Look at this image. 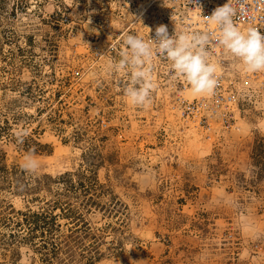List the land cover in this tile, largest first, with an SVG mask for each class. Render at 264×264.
<instances>
[{"label": "rangeland", "instance_id": "374dc122", "mask_svg": "<svg viewBox=\"0 0 264 264\" xmlns=\"http://www.w3.org/2000/svg\"><path fill=\"white\" fill-rule=\"evenodd\" d=\"M167 10L0 0V264H264V95L251 72L225 49L240 96L226 129L210 109L186 112L209 95L178 88L170 61L145 62L150 104L124 94L125 37L143 40Z\"/></svg>", "mask_w": 264, "mask_h": 264}, {"label": "clouds", "instance_id": "9594fccd", "mask_svg": "<svg viewBox=\"0 0 264 264\" xmlns=\"http://www.w3.org/2000/svg\"><path fill=\"white\" fill-rule=\"evenodd\" d=\"M235 14V9L227 2L205 19L218 26L220 36L217 43L237 58L247 71H264V34L257 28H249L246 32L239 30L233 22ZM149 40L157 46L158 55L171 62L172 71L190 85L194 95L214 93L218 81L214 76L215 66L206 61L208 34H181L173 38L166 26L161 25L155 30V38ZM124 43L129 52L119 61V67L130 69L124 94L133 106L142 108L151 103V92L155 87L151 68L145 67V62L152 56V49L134 35H127ZM26 167L35 168L36 165L29 162Z\"/></svg>", "mask_w": 264, "mask_h": 264}, {"label": "built area", "instance_id": "2783aa9c", "mask_svg": "<svg viewBox=\"0 0 264 264\" xmlns=\"http://www.w3.org/2000/svg\"><path fill=\"white\" fill-rule=\"evenodd\" d=\"M163 2L169 8L168 15H165L164 18L155 15L150 30L147 32L146 38L143 39L152 49V56L149 60L155 61L159 66L162 63H168V60L158 55L157 46L149 40L155 38V30L161 25L166 26L169 36H173V38L181 34H208L209 44L207 45L208 55L206 61L213 64L216 69H222L220 72L215 70L214 73L218 81V86L214 93L209 95L206 100L191 102L186 105L185 109L188 114L195 116L199 114L202 116V111L205 112L210 109L209 113L213 112V114L218 116L221 127L225 129L230 128L229 120L232 119L230 107L235 105L236 102H239L240 96L236 90L231 89V81L227 80L225 68L222 66L225 62L223 55L225 54L226 48L217 43L220 30L214 22L205 18L210 17L216 8L228 2L236 11L233 22L239 30L246 32L249 28H257L261 34H264V0H163ZM191 13H193V16L195 15L196 20L191 17ZM166 19L167 21H165ZM168 21L177 24V26L179 25V33H176L174 31L176 29L169 26ZM251 77H253V84L257 88V94L263 96L264 71L251 72ZM175 82L178 88L185 89L188 85L179 76Z\"/></svg>", "mask_w": 264, "mask_h": 264}, {"label": "bare ground", "instance_id": "6f19581e", "mask_svg": "<svg viewBox=\"0 0 264 264\" xmlns=\"http://www.w3.org/2000/svg\"><path fill=\"white\" fill-rule=\"evenodd\" d=\"M154 1H155V0H154ZM159 1H161V0H159ZM162 1H163V0H162ZM154 4H155V3H154ZM148 5H149V4H148ZM162 6H163V5H162ZM157 7H158V6H157ZM157 7H156V8H157ZM159 7H160V6H159ZM155 11H156V10H155ZM167 11H168V10H167ZM191 14H192L191 17H192L193 19L196 20L195 15L193 16V13H191ZM176 25H177V24H176ZM171 27H173V26H171ZM174 28H175V27H174ZM178 29H179V28H178ZM174 31H175V30H174ZM147 64H148V63H147ZM154 73H156V72H154ZM155 79H156V78H155ZM155 79H154V80H155ZM189 91L191 92V89H189ZM188 93H189V92H188ZM191 94H192V92H191ZM187 95H188V94H187ZM188 96H189V95H188ZM188 96H187V97H188ZM194 96H195V95H194ZM197 96H198V95H197ZM236 117H237V116H236ZM197 124H198V123H197ZM238 125H239V124H238ZM235 127H236V126H235ZM194 131H195V130H194ZM188 142H189V141H188ZM188 142H187V144H188ZM190 143H191V142H190ZM192 145H193V144H192ZM189 147H190V146H189ZM196 147H197V146H196ZM188 149H189V148H188ZM186 151H187V150H186ZM194 153H195V152H194Z\"/></svg>", "mask_w": 264, "mask_h": 264}]
</instances>
